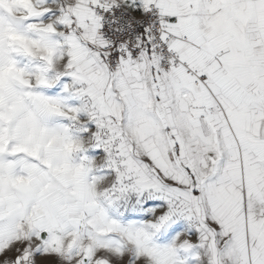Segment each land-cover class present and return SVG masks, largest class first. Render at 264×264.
Listing matches in <instances>:
<instances>
[{
  "label": "snow or ice",
  "instance_id": "obj_1",
  "mask_svg": "<svg viewBox=\"0 0 264 264\" xmlns=\"http://www.w3.org/2000/svg\"><path fill=\"white\" fill-rule=\"evenodd\" d=\"M0 264H264V0H0Z\"/></svg>",
  "mask_w": 264,
  "mask_h": 264
}]
</instances>
